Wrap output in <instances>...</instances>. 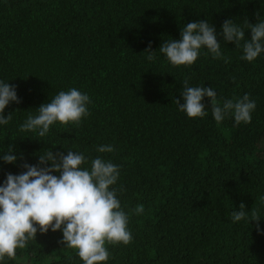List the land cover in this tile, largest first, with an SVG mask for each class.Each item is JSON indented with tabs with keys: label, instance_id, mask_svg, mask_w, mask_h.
<instances>
[{
	"label": "trees",
	"instance_id": "obj_1",
	"mask_svg": "<svg viewBox=\"0 0 264 264\" xmlns=\"http://www.w3.org/2000/svg\"><path fill=\"white\" fill-rule=\"evenodd\" d=\"M229 18L255 24L264 0H0V80L21 101L5 109L12 119L0 127V152L11 146L22 156L0 161V183L46 151L83 152L89 168L101 156L120 168L115 187L133 236L106 245L107 264H264V234L250 222L264 228V54L245 61L242 47L220 36V59L202 49L193 65L172 66L159 51L189 22L207 20L219 33ZM185 81L213 87L221 104L249 94L251 123L228 116L218 124L208 98V115L188 118L175 102ZM70 88L91 100L79 125L56 123L45 137L19 131ZM109 144L112 153L96 151ZM241 203L248 217L233 223ZM61 241L59 230L38 231L4 264H83Z\"/></svg>",
	"mask_w": 264,
	"mask_h": 264
},
{
	"label": "clouds",
	"instance_id": "obj_2",
	"mask_svg": "<svg viewBox=\"0 0 264 264\" xmlns=\"http://www.w3.org/2000/svg\"><path fill=\"white\" fill-rule=\"evenodd\" d=\"M250 31V39L245 32ZM232 43L242 47L241 59L253 62L264 54V19L255 24L247 21L246 28L226 19L218 33L215 26L207 20L187 23L180 29V38L164 41L159 51L172 66H191L206 49L213 59L223 58L221 42ZM149 42L147 60L155 62V51H151ZM183 103L175 100L178 109L188 118H204L208 115L204 103L208 98L211 104L213 119L219 124L231 116L235 125L251 123L252 113L256 109V101L249 94L242 97L224 100L217 99V91L213 87L188 86L184 82V90L180 93ZM15 85L0 80V127L10 123L11 113L5 116V109L10 103H20ZM91 103L88 94L77 88L60 91L50 101L36 109L35 115H28L19 125L20 132L36 133L39 137L49 134L56 124L79 125L89 115L88 105ZM112 145H100L99 153H112ZM35 165L24 163L25 171L20 174H6L0 183V264L5 258H15L16 250L23 249L31 240H36L37 232L47 233L49 230L62 232V243L77 251L83 264H107L110 253L107 244L127 245L133 239L128 227L129 214L122 208L117 195V182L120 168L110 160L97 156L88 164L83 152L46 151L38 156ZM22 159L16 149L9 146L0 152V161L15 165ZM58 174V175H57ZM139 215L144 212L142 205L134 210ZM232 222L247 219L248 211L241 203L239 210L232 212ZM255 217L256 213H252ZM255 228L264 234L260 219Z\"/></svg>",
	"mask_w": 264,
	"mask_h": 264
}]
</instances>
